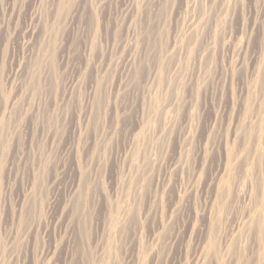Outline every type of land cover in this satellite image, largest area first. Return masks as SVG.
<instances>
[{"label": "rangeland", "instance_id": "1", "mask_svg": "<svg viewBox=\"0 0 264 264\" xmlns=\"http://www.w3.org/2000/svg\"><path fill=\"white\" fill-rule=\"evenodd\" d=\"M0 264H264V0H0Z\"/></svg>", "mask_w": 264, "mask_h": 264}]
</instances>
